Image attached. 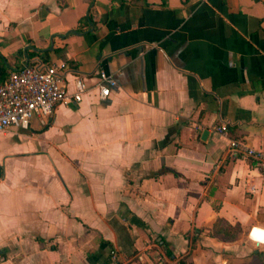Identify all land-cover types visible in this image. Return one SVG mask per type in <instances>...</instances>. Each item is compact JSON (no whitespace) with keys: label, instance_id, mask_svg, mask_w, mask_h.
<instances>
[{"label":"crops","instance_id":"1","mask_svg":"<svg viewBox=\"0 0 264 264\" xmlns=\"http://www.w3.org/2000/svg\"><path fill=\"white\" fill-rule=\"evenodd\" d=\"M37 53L86 90L0 132V264H261L264 156L229 141L264 153V0H0L5 76Z\"/></svg>","mask_w":264,"mask_h":264},{"label":"built area","instance_id":"2","mask_svg":"<svg viewBox=\"0 0 264 264\" xmlns=\"http://www.w3.org/2000/svg\"><path fill=\"white\" fill-rule=\"evenodd\" d=\"M64 62H51L42 53L35 59L26 58L21 67L11 69L0 81V132L11 126L26 128L30 119L36 116H49L56 107L71 99L79 102L86 90L85 83L75 79V90L69 93L63 74ZM116 84L111 73L100 70L96 86L100 99H105L111 86ZM218 133L226 131L224 124L216 125ZM232 155L251 156L260 160L264 153L248 147L243 141H229ZM108 264H117L115 249L108 253Z\"/></svg>","mask_w":264,"mask_h":264},{"label":"trees","instance_id":"3","mask_svg":"<svg viewBox=\"0 0 264 264\" xmlns=\"http://www.w3.org/2000/svg\"><path fill=\"white\" fill-rule=\"evenodd\" d=\"M90 22H91V16L89 13H87V15H85L79 19L78 29H81L80 26H82L83 23L88 25ZM42 54L45 56L44 53H42ZM46 59H48V58L46 57ZM4 69L5 68H4L3 64H1L0 65V81L5 76V70ZM250 162H255V161L253 159H251ZM232 229H234V227L229 226L227 224H223V223H221L220 219H216V221L212 227V233L213 234H219L220 236H222V238L226 239V238H228L229 231H232ZM193 247H194V243H191L189 245V249H188L187 253H185L183 255L182 262H181L182 264H192L190 257H191V250ZM166 252H167L168 256L171 255L170 251H166ZM256 254H257V257H259L261 264H264V251H258ZM260 255H262V256L260 257Z\"/></svg>","mask_w":264,"mask_h":264},{"label":"bare ground","instance_id":"4","mask_svg":"<svg viewBox=\"0 0 264 264\" xmlns=\"http://www.w3.org/2000/svg\"><path fill=\"white\" fill-rule=\"evenodd\" d=\"M241 155V154H240ZM255 231V230H254ZM260 234H261V232H260ZM262 235V234H261ZM261 235H258L257 234V231H256V233H255V236H258V237H261Z\"/></svg>","mask_w":264,"mask_h":264},{"label":"water","instance_id":"5","mask_svg":"<svg viewBox=\"0 0 264 264\" xmlns=\"http://www.w3.org/2000/svg\"><path fill=\"white\" fill-rule=\"evenodd\" d=\"M207 131L205 130V131H203V134H205Z\"/></svg>","mask_w":264,"mask_h":264}]
</instances>
